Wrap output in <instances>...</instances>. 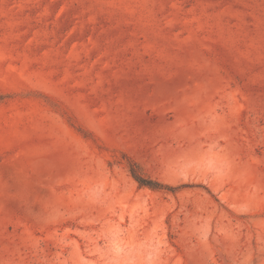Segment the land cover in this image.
Listing matches in <instances>:
<instances>
[{"label": "rangeland", "instance_id": "obj_1", "mask_svg": "<svg viewBox=\"0 0 264 264\" xmlns=\"http://www.w3.org/2000/svg\"><path fill=\"white\" fill-rule=\"evenodd\" d=\"M0 264H264V0H0Z\"/></svg>", "mask_w": 264, "mask_h": 264}, {"label": "trees", "instance_id": "obj_2", "mask_svg": "<svg viewBox=\"0 0 264 264\" xmlns=\"http://www.w3.org/2000/svg\"><path fill=\"white\" fill-rule=\"evenodd\" d=\"M139 184L144 187H149L151 189H162L161 185H158V183H145L142 179H137Z\"/></svg>", "mask_w": 264, "mask_h": 264}]
</instances>
